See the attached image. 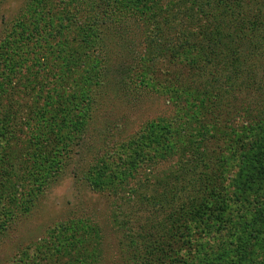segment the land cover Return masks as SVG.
I'll list each match as a JSON object with an SVG mask.
<instances>
[{
  "label": "rangeland",
  "instance_id": "374dc122",
  "mask_svg": "<svg viewBox=\"0 0 264 264\" xmlns=\"http://www.w3.org/2000/svg\"><path fill=\"white\" fill-rule=\"evenodd\" d=\"M52 1L56 2L55 9L57 5L62 9L59 19L53 22L43 18L48 21V28L37 26L35 29L31 27L30 20V26H26L25 30H32L29 35L22 31V37L17 32L19 27L14 26L18 25L21 13L27 14L25 12L30 11V5L36 1L0 2V72L5 69L9 73V64L13 62L19 76H29V70L38 68L33 57L41 54L39 44L51 52L58 48L59 42H64V36L60 33L52 35L55 25L62 26L67 23L66 18H73L77 20L74 26L81 28V34L73 38L75 57L62 56L64 67H50L48 63L45 68L41 67L46 75L50 69L62 72L65 68L64 74L71 77L65 91L71 95L70 102L75 100L68 118L58 125L54 124L59 142L56 148L59 151L51 166L35 170L28 168L31 163L29 152L34 142L30 139L38 128L35 121H31V124L27 121L31 98L40 90L37 86L32 89L35 76L28 77L30 82L13 77L16 88L11 93L1 94L0 264H78L77 258L70 259L66 249L68 239L64 236L74 226L70 222H79V219L87 221L86 228L90 227V223L98 224L97 241L100 245L91 264H141L137 254L123 253L125 237L121 232L122 227L145 228L147 220L143 218L152 215L162 218L170 205L176 207L185 201L193 193L189 181L196 178L198 169L196 175L189 173L178 182L176 195L169 190L170 202L166 199L162 207L156 210L149 206L141 208L149 204L147 197L153 186L135 178L133 183L137 185V204L143 203L141 206L136 205L135 215L143 216L140 220L131 213L135 196L128 197L130 191L126 188L118 196L108 194L96 175L102 168L100 166L105 165L101 164L104 162L102 159L114 160L117 168L127 167L126 162H121L134 153L130 141L142 131L152 133L154 125L166 135L165 141L167 138L171 141V152L170 147L161 142L155 144L151 141L145 148L150 159L140 163L136 174L146 170L149 174L161 175L175 168L179 161L178 152L175 151L180 134H186L197 143L202 141L196 131L201 117L197 110L198 101L188 97L180 83L182 78L183 85L187 86L191 72L184 70L185 66L183 69L178 63L170 64L164 55L155 57L151 33L154 19L151 14L161 7L164 11L159 21L170 13L169 18L179 22L177 26L189 23L182 16V5L178 0H152L149 6L141 0H132L128 6L123 5L124 0L114 3L112 0ZM41 8L47 12L46 5L37 6L29 17L35 18ZM176 12L180 13L179 16ZM45 21H41V24ZM74 26H71V31H76ZM17 38L18 42L13 45ZM13 49L15 52L10 59L8 53ZM260 50L263 51L259 56L261 64L254 72L256 85L253 87L246 82L236 88L239 97L234 99L235 113L241 112L247 105L252 106L253 100H258V103L263 100L264 103V45L260 46ZM42 62L45 61L42 59ZM119 74L123 77L118 79ZM194 82L195 79L190 85L192 88ZM50 84L44 83L41 88L47 98L41 104L39 101L33 103V107L43 109L48 102L57 98L52 90L55 85ZM259 93L262 95L257 96ZM222 120H225L224 117L219 118L220 123ZM219 125L224 130L229 129L226 123ZM213 146L208 147L210 154ZM207 150L206 155L209 153ZM210 154L206 156L207 163L215 161L210 159ZM234 164V171L228 176L225 174L227 182L238 170L237 162ZM168 179L175 187L176 175ZM136 224L141 228L136 227ZM128 240L129 237L126 244Z\"/></svg>",
  "mask_w": 264,
  "mask_h": 264
},
{
  "label": "trees",
  "instance_id": "16d2710c",
  "mask_svg": "<svg viewBox=\"0 0 264 264\" xmlns=\"http://www.w3.org/2000/svg\"><path fill=\"white\" fill-rule=\"evenodd\" d=\"M35 1V4L30 5V11H24L27 14H20L18 25L14 26L19 27L17 32L21 37L22 31L29 35L32 28L35 29L37 26L48 28V21L43 18L55 22L62 13L58 5L55 9L56 2L52 0ZM130 1L132 0H124L122 3L128 6ZM141 1L146 6L152 3V0ZM178 1L182 5H180L182 16L189 24L177 26L179 22L170 19V13L159 21L164 11L161 7L152 12L154 55L155 57L164 55L170 64L178 63L183 69L185 66L184 70L191 72L187 86L183 85L182 78L180 83L184 88L182 91L195 102L198 101L197 110L202 118L200 117L197 122L199 124L196 131L201 135L203 142L200 140L201 142L197 143L186 134H180L175 151L178 152L179 161L175 168L161 175L149 174L146 170L136 174L140 163H146L150 159L145 148L151 141L155 144L161 142L160 144L170 147L171 152V141L168 138L165 141L166 135L154 125L152 133L142 131L143 134L140 132L132 139L133 141H130L134 153L121 162H126L127 167L117 168L114 160L102 159L104 162L101 164L105 165L100 166L102 168L97 172L96 178L98 181L101 180L108 194L112 196H118L123 189H128L130 191L128 197L135 196V204L131 211L135 215L136 205L143 204H137L138 195L136 197L135 194L137 185L136 182L133 183L135 178L138 177L141 183L153 186L151 194L147 197L149 204L141 208L146 209L149 206L156 210L162 207L166 199L170 202L169 190L176 195L178 182L185 179V175L189 173L196 175L198 169L196 178L189 181L193 193L189 194L185 201L178 203L176 207L170 205L159 219L154 215L149 218L135 215L138 220L142 218L147 220L145 228L138 227L137 224L136 227L141 229L122 227L121 232L125 237V243L124 240L122 243L123 253L137 254L141 264H264L263 100L259 103L258 100H253L252 106L247 105L240 110L241 112H234V99L239 97L236 88L246 82L253 87L256 85L254 72L260 67L259 56L263 52L260 46L264 45V0ZM42 2L44 3L41 5ZM44 5L47 6V12H43L41 8V12L36 14L35 18L29 17L35 7L40 8ZM179 14L176 12V15ZM66 19L67 23L62 26L55 25L52 29V35L60 33L64 36L62 40L64 42H59L58 48L51 52L43 44H39L41 57L36 54L33 57L38 68L29 70V76H35L32 80L34 85L32 89L35 86L40 88L28 106L30 115L27 116V121L30 124L31 121H35L38 127L30 139L36 143L35 146L33 142L29 152L30 170L52 165L59 151L56 148L59 142L54 126L68 118V112L75 102L74 99L70 102L71 95H67L65 91L67 83L71 80L70 76L64 74L65 68L62 72L50 69L47 75L42 72L47 63L50 67H64L61 62L62 56L68 58L70 55L76 56L73 54L75 48L73 38L74 35L81 34V28L74 26L77 20ZM30 20L32 28L25 30L26 26H30ZM41 21L45 23L41 24ZM71 26H74L77 32L71 31ZM19 38L13 41V45ZM14 52L13 49L8 53L10 59ZM42 59L45 62H42ZM9 65V73L5 69L2 70L4 73L0 72V97L2 93H11L16 88L17 83L13 77L30 82L28 75L19 76L13 62ZM120 77L123 76L119 74L118 79ZM193 79L197 82H194V88L190 86ZM48 82L55 85L52 90L57 98L48 102L43 109L33 107V103L39 101L41 104L47 98L41 88ZM260 95L262 94L259 93L257 96ZM223 117L225 120L220 123L219 118ZM225 123L229 125L228 130L219 125ZM209 144L215 145L211 154ZM206 150L209 152L207 155L213 156H210V159L215 161L207 163ZM186 161L192 163L188 164ZM236 162L238 164L236 174L230 182L225 181V174L228 176V173L234 171L233 165ZM172 175H176L175 187L168 179ZM159 183L161 185L158 187ZM78 221L70 222L74 226L64 236L68 239L66 249L71 260L77 258L78 264H91L98 253V224L93 222L94 225L90 223V227L86 228L88 223L85 219Z\"/></svg>",
  "mask_w": 264,
  "mask_h": 264
}]
</instances>
